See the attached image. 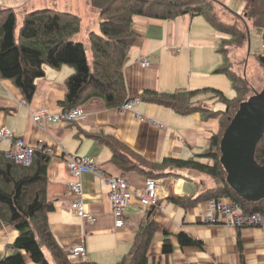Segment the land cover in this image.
I'll list each match as a JSON object with an SVG mask.
<instances>
[{
  "label": "crops",
  "instance_id": "crops-1",
  "mask_svg": "<svg viewBox=\"0 0 264 264\" xmlns=\"http://www.w3.org/2000/svg\"><path fill=\"white\" fill-rule=\"evenodd\" d=\"M224 3L239 14L244 9L242 0H225ZM0 4L12 7L20 3L0 0ZM136 18L134 28L140 35L124 67L128 97L137 100L131 110L123 109L124 103L118 109L108 106L103 98L92 97L81 105L86 112L81 120L61 118L35 122L32 115L40 108H47L54 115L65 111L61 102L66 98V82L74 68L63 65L55 69L45 65V76L36 80L31 101L24 99L22 90L12 80L0 78V128L13 129L27 144L51 157L47 168V194L55 207L49 214L54 237L70 255L71 248L84 241L87 260L115 264L132 248L140 223L153 218L160 230L149 248L152 264H264V227L235 228L206 223L203 220L208 207L205 201L184 207L172 199L196 197L210 187L205 185L208 180L204 181V175L170 169L160 178L165 195L161 206H144L134 197L125 211L124 227H115L106 177L124 174L133 191L142 189L144 177L138 170H122L112 160L110 162L113 151L103 137L114 136L129 149L142 152L153 161L168 156H193L208 145L210 134L218 129L217 121L204 119L198 112L179 114L170 107L140 100L141 93L146 89L172 92L180 87L225 90L231 83L225 73L216 72L224 61L219 51L221 39L228 35L216 30L204 16ZM251 41L258 52L261 42L263 47L261 31L253 36L251 29ZM145 59L148 64L143 67L141 62ZM9 147L7 142L0 141L2 151ZM81 157H94L102 166L101 175L88 172L76 178L82 182V195L88 209L96 215L93 223H87L76 213L72 207L74 196L68 188L72 177L66 163ZM182 232L200 243H181L178 234ZM17 235L11 226L0 222V251ZM165 237L171 242L169 251L164 249ZM26 260L28 264H36L30 256Z\"/></svg>",
  "mask_w": 264,
  "mask_h": 264
},
{
  "label": "trees",
  "instance_id": "trees-1",
  "mask_svg": "<svg viewBox=\"0 0 264 264\" xmlns=\"http://www.w3.org/2000/svg\"><path fill=\"white\" fill-rule=\"evenodd\" d=\"M224 1L91 0L92 7L99 13L98 26L83 25L81 16L71 11L49 7L31 10L29 6L19 10L0 4V78L12 80L22 90L24 99L31 101L36 80L45 76V65L55 69L69 65L74 72L67 79V95L61 102L65 111L81 106L92 97L103 98L108 106L120 109L129 98L124 67L140 35L134 29V17L204 16L216 30L228 35L221 39L219 51L224 61L216 72L229 77L235 95L228 97L215 87H180L172 92L146 89L140 95V100L172 107L179 114L198 112L204 119L216 120L218 129L210 134L204 150L191 158L171 156L153 162L114 136H105L103 141L112 148L111 160L122 170L156 171L165 176L174 169L222 180V184L210 186L196 197H172L181 206L226 197L242 209L264 214V199L253 202L241 197L226 180L227 171L220 161L221 138L241 103L264 89V85L258 88V80L249 81L246 75L250 57L264 70V53L248 51L246 25L247 22L251 27V22L259 27L264 43V0H242L244 9L240 14L225 6ZM236 65L245 66L244 73H238ZM218 102L224 108H215ZM201 158L205 162L199 160ZM49 160L47 152L35 150L33 163L27 167L7 157L0 149V222L18 233L16 239L0 251V264H28L27 256L36 264H100L87 260L86 253L80 260H73L52 233L49 214L55 207L47 194ZM256 160L264 163V136L257 145ZM159 230L160 225L153 218L142 221L132 248L115 264H152L149 248ZM165 232L169 236L168 231ZM178 237L183 244L200 243L184 232ZM164 249H171L168 237H165Z\"/></svg>",
  "mask_w": 264,
  "mask_h": 264
},
{
  "label": "built area",
  "instance_id": "built-area-1",
  "mask_svg": "<svg viewBox=\"0 0 264 264\" xmlns=\"http://www.w3.org/2000/svg\"><path fill=\"white\" fill-rule=\"evenodd\" d=\"M142 66H146V63L141 62ZM135 98H129L123 104V109L131 110L133 105L136 103ZM61 114V113H60ZM140 117V114H137ZM33 120L35 122L41 121H56L58 119L64 118L69 121L81 120L86 117V112L84 108L81 106L75 107L71 110L63 111L61 115H54L47 108H40L33 113ZM0 141L7 142L10 147L5 150L7 157L15 160V162L24 165L31 166L33 163L35 148L31 145L27 144L25 140L19 136H17L13 129L9 127H1L0 128ZM69 169L77 176L84 173H94L96 175H101L102 166L97 164V161L94 157H81V158H73L68 161ZM73 184L74 189L72 190L75 198L72 202V207L75 209L76 213L82 217L86 218L85 213V201L82 197V183L78 180ZM106 181L109 185V193L112 194L113 201L119 211L122 210L123 206L126 204V200L129 204V199L126 196V200L124 194L121 192V187L126 184L124 178L120 175L111 174L106 177ZM155 181L150 180L149 186L146 189V195L143 197V202L147 204H155L158 203L162 198L161 194H158V189L155 185ZM226 199V198H221ZM228 200V199H227ZM212 201V203H210ZM208 202V207L206 211V222L211 224H228L229 226H243V225H264V214L260 212H249L250 214L243 213L248 212L240 207L238 203L231 202L230 200L228 204H223L222 200L218 198H213ZM229 205L228 209L225 210L226 215L222 213V209L219 207ZM125 211V210H124ZM123 221L119 219L118 226L125 222V212ZM79 248H82L83 251L79 252ZM71 253L74 255H78V257H84L86 253V248L84 242L79 243V246H75L71 249Z\"/></svg>",
  "mask_w": 264,
  "mask_h": 264
},
{
  "label": "water",
  "instance_id": "water-1",
  "mask_svg": "<svg viewBox=\"0 0 264 264\" xmlns=\"http://www.w3.org/2000/svg\"><path fill=\"white\" fill-rule=\"evenodd\" d=\"M246 25L250 51L251 31L247 22ZM263 136L264 89L241 103L220 142V161L227 171L228 183L241 197L253 202L264 199V164L256 160L257 145Z\"/></svg>",
  "mask_w": 264,
  "mask_h": 264
},
{
  "label": "rangeland",
  "instance_id": "rangeland-1",
  "mask_svg": "<svg viewBox=\"0 0 264 264\" xmlns=\"http://www.w3.org/2000/svg\"><path fill=\"white\" fill-rule=\"evenodd\" d=\"M17 1L20 4H16V5L12 6V7L11 6H4V7H11V8L19 9V10L22 9L23 6H29V8L31 10H33V9H43L45 7H49V8H53V9H56V10L71 11L72 13H76L77 15L81 16L83 25H89V24H92L93 23L95 26H98V21L100 19L99 13H98L97 9L93 8L92 5H91V0H17ZM19 5H21V6H19ZM226 6L229 8V6L227 4H226ZM235 12H237V11H235ZM136 17H134V22H133L134 23L133 24L134 26H135V23H136L135 21L137 19ZM19 18L21 20V15H19ZM249 23H250V26H251L250 29H252L253 36L256 35V31H258V30L261 31V29L259 27H254L251 24V22H249ZM250 38H251V32H250ZM253 42H256V40H254ZM261 44H262V42H261ZM261 44L259 46L260 50L257 52L256 49L254 48V45L252 46V41H251V51L252 52L259 53V54L264 53V43H263V47H261ZM134 47H135V44H134ZM236 67H237L238 73H240V74L244 73L245 66L242 65V66L239 67V65H236ZM246 75H247L249 81L250 80L251 81L252 80H258V84H259V87L258 88H261L264 85V70L261 69V67L259 66V63L254 58H252V57H250L249 64H247V66H246ZM254 77H256L257 79L254 78ZM218 89L222 90L228 97H233L234 94H235V90H234V88H233V86H232L231 83H230V87H228V89H225V90L224 89H221V88H218ZM223 107L224 106H223V104L221 102H218L215 105V108H223ZM136 153L139 154V155H142V156L146 157L147 159H149L142 152L141 153L136 152ZM197 154H199V153H196L193 156H190L188 158L195 157ZM168 157H171V156H168ZM199 160H201L202 162H205L203 158H201ZM109 161L112 162L111 161V158L109 159ZM151 161H153V160H151ZM153 162H159V160L158 161H153ZM213 163L214 162H210L209 164H213ZM66 165H67L69 174L72 177V180L68 183V188L70 189L72 195L75 198V195L72 192V190H75L73 184L76 182L75 181L76 178L81 177L84 174V172H82L81 175L77 176V175H75L69 169V162H67ZM137 173H139L141 176L144 177L142 189H140L138 191H133L131 189V185H130V182L127 179V177L124 174L123 175L119 174L126 181V184L123 187H121V192L124 194L125 200H126V196L129 199V204H128V201L126 200V204L123 206V208H122L121 211H119L117 209V207H116V205H115V203L113 201L112 194L111 193L108 194L109 202H110L111 209H112V214H113V217H114V225L117 228L124 227L125 222L122 223V224H120V226H118L117 223H119V219H121L123 221L124 218L121 217V216H124V210L127 209L130 206V204L132 203L134 197H137L142 205L149 206L151 208L160 207L161 206V202L165 199L164 188L160 184V178L163 177V176L158 175L156 173V171H152V172H149V171L148 172H140V171H138ZM186 173L192 174V175H196V176H201L202 175L201 173H194V172H186ZM203 177H204V181H207L208 180V182L205 183L206 186H211L212 184H216L217 185L218 183H220V184L223 183L221 179H215V180H213V179H211V177H209L207 175H204ZM150 180L155 181V183H156L155 185H156V187L158 189L157 190L158 191V194H161L162 195L161 196L162 198L159 200V202L158 203H155V204H147V203H144L143 202V197L146 195V189L149 186V181ZM226 180H227V176H226ZM78 181H80V180H78ZM82 191H83V185H82ZM82 197H83V195H82ZM221 198H226V197H220V198H218L219 200H222L223 204H228L229 203V201L227 200V198L226 199H221ZM211 199H213V198H211ZM211 199H208V200L206 199L205 200V202L207 203V205H208V202L211 201ZM210 203H212V201ZM219 207L222 209V213L226 215L225 210L228 209L229 205H226V206L219 205ZM245 211H247V210H245ZM242 212L243 213L250 214L249 213L250 211H248V212L242 211ZM85 213H86L87 219L86 218H83L84 221H86L87 223H93V222L96 221V215L92 211H90L88 209L86 203H85ZM203 220H204V222L207 221L206 220V211L204 212ZM206 223H208V222H206ZM218 224H223V223H218ZM225 225H228V224H225ZM243 226H260V227H264V225H262V224H259V225H243ZM236 227H239V226H235V228ZM75 246L77 247V246H79V244H76ZM78 251L81 252L83 250H82V248H79ZM67 253H68L69 256H71L69 254L70 251L67 252ZM71 257H75L76 258V257H78V255H75L74 254Z\"/></svg>",
  "mask_w": 264,
  "mask_h": 264
},
{
  "label": "bare ground",
  "instance_id": "bare-ground-1",
  "mask_svg": "<svg viewBox=\"0 0 264 264\" xmlns=\"http://www.w3.org/2000/svg\"><path fill=\"white\" fill-rule=\"evenodd\" d=\"M142 62H144V63H146V65L148 64V62H147V60L145 59V60H143ZM172 108V107H171ZM115 175V174H114Z\"/></svg>",
  "mask_w": 264,
  "mask_h": 264
},
{
  "label": "clouds",
  "instance_id": "clouds-1",
  "mask_svg": "<svg viewBox=\"0 0 264 264\" xmlns=\"http://www.w3.org/2000/svg\"><path fill=\"white\" fill-rule=\"evenodd\" d=\"M72 248H73V247H72ZM72 248H71V249H72Z\"/></svg>",
  "mask_w": 264,
  "mask_h": 264
}]
</instances>
